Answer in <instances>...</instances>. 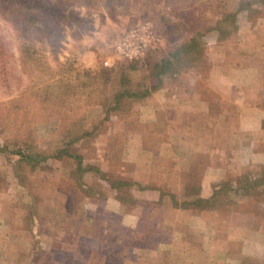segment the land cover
<instances>
[{"label": "crops", "instance_id": "obj_1", "mask_svg": "<svg viewBox=\"0 0 264 264\" xmlns=\"http://www.w3.org/2000/svg\"><path fill=\"white\" fill-rule=\"evenodd\" d=\"M259 24L257 30L238 29V38L227 34L236 52L221 64L209 56L206 76L184 69L158 79L147 62L136 69L143 71L141 78L132 74L131 91L115 108L98 118L92 117L95 110L82 111L85 136L68 146L66 159L80 171L83 196L74 202L69 191L71 204L56 211L53 226L30 225L36 230L31 244L26 228L17 225L21 260L14 264H41L49 234L60 232L61 224L73 239L68 254L79 264L264 262V210L256 203H264V29ZM224 188L231 189L226 196L234 203L210 207L208 200L223 197ZM197 201L207 202L206 211ZM239 219L241 226L234 224ZM6 239L2 233L0 246L9 247ZM233 245L238 254L226 255L224 248ZM3 257L0 264H10Z\"/></svg>", "mask_w": 264, "mask_h": 264}, {"label": "rangeland", "instance_id": "obj_2", "mask_svg": "<svg viewBox=\"0 0 264 264\" xmlns=\"http://www.w3.org/2000/svg\"><path fill=\"white\" fill-rule=\"evenodd\" d=\"M237 1L0 0V147L3 148L0 149V237L4 233L5 239L10 238L6 239L9 247L0 246V256L5 254L2 262L8 259L10 264L19 262L15 244L20 241L18 228H15L17 225L20 229L26 228L29 238L25 241L30 243L36 233V230H30V225L34 226L37 221L41 226H53L50 220L57 222L56 211L62 212L63 205L71 204L67 193L73 192L75 199L71 197L70 200L74 199V202L83 196L80 171L74 161L69 162L66 157L48 158L34 166L10 154L15 151L16 142L26 145L20 148L21 151L43 157L64 147L66 138L60 132L65 126L63 119L55 117L53 103L47 108L42 105L43 95L50 91L55 96L66 90L68 101H73L76 94L74 82L91 83L93 78L89 77V71L94 72L96 75L89 94L93 102L85 106L80 91L78 102L72 104V108L78 107L79 115L76 117L79 118L78 130L81 132L82 111L95 110L97 113L92 117L98 118L103 108L111 107L112 95L120 90L115 87L120 73L126 77L121 86L126 92L131 91L132 74L134 79L141 78L143 71L136 74V69L143 68L147 62L153 63L151 68L156 72V78L164 62L169 63L170 74L187 69L188 73L206 76L210 73L209 62L212 61L209 56L221 64L230 57L232 59L236 52L235 45H232L234 41H230L227 34L237 33L234 38H238V34L242 35L238 29L249 30L250 25L257 30L258 23L264 29V21L259 20L264 13L260 11L252 19L257 24H244L239 17L232 20ZM251 1L257 0H240L241 3ZM146 22L151 24L156 41L143 57L129 63L111 59V48L118 37L127 29ZM214 40L216 43L211 47ZM235 40L238 42L243 38ZM22 46L27 47L23 66L18 61ZM222 75H226V70L221 72ZM134 89H138L136 85ZM98 104L103 107L101 111ZM223 203L227 205V202ZM256 203H260L264 210L262 200L258 199ZM205 217L209 218L210 213ZM234 224L241 226L243 219L236 220ZM59 230L56 235L53 231L49 234L48 245L43 247L47 251L40 255V263L79 264L68 254L74 244L65 224H61ZM41 233L44 235L43 230ZM235 233L232 236H236L237 231ZM202 246L210 251L209 245ZM27 249L34 255L31 245ZM260 262L264 264L258 259L240 264ZM27 264L31 262L27 261Z\"/></svg>", "mask_w": 264, "mask_h": 264}, {"label": "trees", "instance_id": "obj_3", "mask_svg": "<svg viewBox=\"0 0 264 264\" xmlns=\"http://www.w3.org/2000/svg\"><path fill=\"white\" fill-rule=\"evenodd\" d=\"M235 10H233V14L231 15L232 20H235V18H240V21L242 22H246V21H252V19H255L256 15L258 14L257 12L260 11V13H264L263 9H264V0H257V1H251V2H247V3H237L235 4ZM255 17V18H254ZM27 47L22 46V51L20 50V55L18 58L19 64L21 66H23V58H24V54L26 52ZM25 67V66H24ZM161 71L159 72V75L157 76V78L159 79V77H162L164 74H170L171 70L169 68V63L168 62H164L161 66H160ZM174 71V70H173ZM177 72V71H176ZM175 73V72H174ZM94 72H90L89 71V77L93 78V82H94V78H95ZM162 75V76H161ZM82 77H85L82 75ZM78 80H76V82H74V86H75V91L76 94L75 96V100L73 101H68V94L67 91L65 90V92H62L61 94L56 93L55 96H53V93H51L50 91L48 93H46V95H43L42 99H41V103L42 105H44L46 108L47 106L51 107L50 103L52 104V107L55 105L54 109L52 110L53 113L55 112V114H57L55 117H60V119H63V123H64V127L61 129V134H63L66 138V141L64 143V147L62 149H59L57 151H55L53 154H51L50 156H40V155H33L31 153H27L24 151H21L20 148H24L26 147L25 144H20V143H15V151H12V153H10L13 156H18V158H22L23 160H27L29 162H31L34 166H37L41 163H44L48 158L50 159H58V158H62V157H70V154L68 153V146L71 145L72 143L76 142L77 140H79V138H82L83 136H85L84 133H80V131L78 130V120L79 118L76 117V115H79V111H78V107L75 106V108H72V104L74 101H77V98L80 97V91H81V96L83 97V102L84 105H88L90 103L93 102V100L90 99V93H91V85L93 84V82H89L86 85H84L83 82H77ZM117 82V83H116ZM116 82H115V87L117 86L118 89L120 90H116V92L112 95L109 103L111 104L112 109L115 108L116 102L119 98H121L124 94H126V91H123L121 88V86H123V84L126 82V77L124 75H122L121 73L118 75V77L116 78ZM87 89V90H86ZM59 90V89H58ZM85 90V94L83 93V91ZM53 96V97H52ZM100 103V102H99ZM108 103V104H109ZM102 104V103H101ZM98 104V106L100 107V109H102V105ZM109 106V105H108ZM111 107H107V108H103V110L106 109V111L108 112L110 110ZM52 109V108H51ZM54 119V118H53ZM59 124V123H58ZM57 126V125H56ZM58 127V126H57ZM0 149H3L2 147H0ZM1 151V150H0ZM74 158V157H73ZM79 157L77 156V161H79ZM223 190V197H214V198H210L208 200V203L206 201H197V204H200L199 206L202 207L203 211H206V208H208L206 206V203L211 207L212 205H215L217 202H229V203H234L233 199L231 198V196H226L227 192L229 193V191H231V189L228 188H224ZM221 190V191H222ZM221 194V195H222ZM217 195V194H216ZM195 204V203H192ZM193 206V205H191ZM224 253L230 254V255H237L238 251H239V247L238 245H233L230 247H225L224 249Z\"/></svg>", "mask_w": 264, "mask_h": 264}, {"label": "built area", "instance_id": "obj_4", "mask_svg": "<svg viewBox=\"0 0 264 264\" xmlns=\"http://www.w3.org/2000/svg\"><path fill=\"white\" fill-rule=\"evenodd\" d=\"M155 41L156 35L149 22L136 25L124 31L113 43L110 57L121 63L134 62L142 58Z\"/></svg>", "mask_w": 264, "mask_h": 264}]
</instances>
